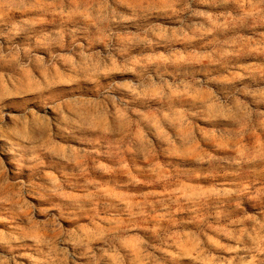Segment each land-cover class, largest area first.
<instances>
[{"label":"clouds","instance_id":"clouds-1","mask_svg":"<svg viewBox=\"0 0 264 264\" xmlns=\"http://www.w3.org/2000/svg\"><path fill=\"white\" fill-rule=\"evenodd\" d=\"M0 264H264V0H0Z\"/></svg>","mask_w":264,"mask_h":264}]
</instances>
